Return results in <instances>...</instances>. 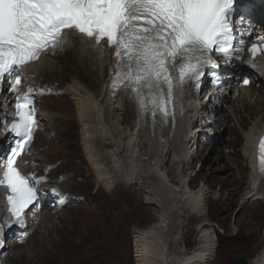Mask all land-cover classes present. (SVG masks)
Listing matches in <instances>:
<instances>
[{"label": "bare ground", "instance_id": "bare-ground-1", "mask_svg": "<svg viewBox=\"0 0 264 264\" xmlns=\"http://www.w3.org/2000/svg\"><path fill=\"white\" fill-rule=\"evenodd\" d=\"M257 36L263 37L264 31H259ZM257 47L258 51L255 57L251 55L250 46L248 45L243 57L239 60H236L238 58L237 53H231L228 57L229 59L221 61L226 62L224 65L220 63L209 65V63H206L200 68V80L204 83L207 81V77L211 76V67L217 68L215 73L219 77L224 78L225 83L222 87L213 86L208 89L209 93L206 97L208 102H205V99L201 103L202 113L204 114V116H201L203 121L197 125V129L201 131L203 129L202 124H207L209 121H211V124L208 127H211L212 123L217 122V111L221 108L219 104H223L224 101H229L230 103V120L236 118L237 122L244 123V119L241 117L242 112L251 117L250 124L240 134L242 138L240 151L242 159L236 156L234 159L230 157L229 160H223L224 166L220 169L224 171L230 166H234L241 170L240 180H237L238 178L236 177L229 182L230 186L239 183L236 186V190L231 188V195L233 196L230 199L231 202H229L231 205L236 202L234 196L240 192L241 185H244V171L248 166L251 168V173L248 176L250 177L251 175V177L250 181L246 182L248 186L247 192L243 193L245 195L243 203L251 202V200L255 199L264 200V176L256 173L254 168L256 164L255 142L261 135L262 130L264 131V45L263 47ZM74 52L76 54H72ZM52 57L57 59L55 60L54 58L51 62ZM66 58L67 60L65 61L64 59ZM60 59L66 62V69H64L65 72L63 73L56 71L57 67L54 68V63H57ZM48 60H50L49 63L46 62ZM234 63L242 64L246 69L234 68ZM115 66V48L109 47L106 40L97 44L94 39L87 38L73 30H68L65 32L60 45L54 49H48L43 52L39 59L19 68L20 71H16L21 74L22 79L13 93H5L6 84L9 83V78L11 81L12 75L6 77V80L0 86V115H5L4 121L7 123V120L13 115L11 112L15 103V95L22 92L34 93V89H30L29 85L40 87L43 81H47V84H52L53 88L57 89L60 87L58 86L60 82L57 83L58 87H56L54 85L55 81H59L61 78V82H63L68 76H71L72 80L68 83L66 91L70 95L77 113L76 122L81 134L80 145L85 158L90 164L91 174L94 176L92 181L84 179L83 183H86L87 187L93 184L98 188L99 185H102L107 191L116 187L119 191L122 188L140 190L144 193L143 195L147 202V205L143 207L145 213H149L150 219H154L155 215L157 216L158 214V218L156 217L155 221L133 231L135 264H212L217 252L212 237L214 231H211L212 229L208 224L198 223L199 237L192 248L189 245L190 243H187L188 233H190L187 225L191 220L206 214V206L209 205L212 199L210 190L206 185L192 189V191L191 189L187 190L185 189L186 184H183L186 181L181 180L178 174L180 170H188V165L191 164L189 162L188 149L195 142V137L198 136H195L191 140L192 142L186 143L185 146L182 143V137L180 138L182 114L187 115L185 110H191L186 109L185 99L187 93L189 96L193 95L189 93V83L194 75L186 77L183 83L179 80V88L173 87L171 102L166 105L167 120H162L160 117L152 118L149 116L151 113H149L146 103L142 111L140 104L137 103V94H134L130 88L123 86L118 89L113 88L114 72H112V69L115 71ZM46 69L48 71L52 70L51 74L47 75L55 77L49 83L47 79L43 80L41 78L42 72L46 71ZM243 72H249L250 78L253 79L248 85L238 84L237 74ZM171 75L176 77V80L178 79L179 74L177 71H172ZM257 81L261 82V84H256L257 86L261 85L259 88L254 86ZM164 87L166 91L167 86ZM234 88H236L235 96H231V93L235 91ZM193 106L197 107L196 103ZM33 108L35 109V105H33ZM37 115H40L38 111ZM208 118L210 119L209 121ZM12 119L15 120L14 117ZM138 120L141 121V124L136 129ZM38 123L36 128L34 126L35 132L38 129ZM127 123L131 125L130 128L125 125ZM4 127L5 125L0 123V157L7 150L5 146L10 144V142L7 143L9 134L6 133ZM204 134L208 137L206 133ZM34 137L35 134L26 143L22 155L17 159L29 175L31 182L34 181V178H40L35 167L41 170L40 166L36 164L38 156L41 155L37 154L31 158L28 157ZM13 146L11 143V149ZM209 158L212 163L217 159ZM219 158L224 159L222 156H219ZM167 167L168 170H166ZM0 168L3 169V167ZM80 170L75 171V174L82 175L83 172ZM217 170L219 169L215 168V171ZM211 172L213 171L210 170L209 173ZM210 178L214 180L215 176H210ZM172 181L176 184H172ZM85 189L84 187L82 189L83 196ZM112 193L114 194L115 191H112ZM62 197L63 201H65L64 196ZM87 197L91 196L87 194ZM45 198L46 196L40 195V205L35 203L34 207H30L28 215L22 219L24 221L18 223L17 227L22 232L18 233L19 242H16L18 240L16 237L15 246L19 245L23 232L30 233L33 231L35 222L45 215V210L43 211L46 208L44 207L45 203H41ZM252 208H262V206L257 205ZM46 210V214H48L47 222L52 220L53 223L50 224L49 230L45 233L46 239L44 238L42 247H37L36 249L34 245L29 252H19L17 256L19 259L16 257L10 258L9 263L15 264L20 260L21 262L27 261L26 263L29 264L35 260L34 255H38V253H40V256L43 255L45 259L55 254L53 250L59 248L62 238L59 237L60 231L53 224L61 223V220L58 222L57 215L52 214L51 209L48 208ZM230 210L231 208L229 207L228 212ZM51 215L56 219L50 218ZM261 215L264 218V214L256 211L244 212L239 215L241 228L248 230L247 235L241 234V236L256 237L253 245L255 249L258 245L264 246V234L258 235L261 232V224L255 220ZM7 216L5 208L0 205V223H6L9 220V216ZM42 221L44 223L45 219L42 218ZM99 231L90 232L93 238L91 241V246L94 249L93 255L100 252L98 247L100 244L99 238H102L100 241L104 244V236L110 234V232H104L98 237ZM52 234H54L55 238L52 237ZM111 234L114 235L113 233ZM4 250L5 248L0 249V261L5 256ZM112 251L114 249L101 251L100 255L92 259L93 264H105L110 252V255L114 257ZM102 253L105 255L103 256ZM263 253L264 251L261 252V255L259 253L261 258ZM37 255L35 258L38 257ZM252 257L246 259L247 261L243 260H245L246 264H264L261 258L259 261L257 254Z\"/></svg>", "mask_w": 264, "mask_h": 264}, {"label": "rangeland", "instance_id": "rangeland-1", "mask_svg": "<svg viewBox=\"0 0 264 264\" xmlns=\"http://www.w3.org/2000/svg\"><path fill=\"white\" fill-rule=\"evenodd\" d=\"M72 54L76 53L74 52ZM54 58L52 57L51 62ZM64 60L66 61L67 58ZM65 61L60 59L57 63H54V68L57 67L56 71L65 72ZM46 62L49 63L50 60ZM235 64H233L235 66L234 68L240 70L246 69L242 64ZM51 71L46 69V71L42 72L41 78L43 80L47 79L48 83L55 78L47 75ZM237 79L239 80L240 76ZM71 80L72 77L68 76L63 82H61V78L59 81H55L54 85L56 87L60 86L57 89H54L52 84H50L51 86L47 84V81H43L40 87L29 85L30 89H34V100L38 109L37 111L40 114L38 129H36L35 137L28 154L30 158L37 154L41 155L36 160V164L40 166L41 170L34 165L40 178H34L33 180L37 181L38 185L43 187L46 184L55 185L60 193L55 195L54 198L59 197V199H63L62 196H64L65 201L56 206L52 204L54 202L53 200L49 202L45 206L46 208L43 209V211L45 210V215L42 211L44 216L41 219H45L44 223L43 221L41 222V219L37 220L34 224L35 228L33 231L23 237L17 246H15L14 242L18 233L22 232V230L16 227V236H13L14 238L12 239L14 240L10 244L11 246L9 245L5 248V256L0 261V264H11L9 263L10 258L16 257L19 259L17 257L19 252H29L34 245L36 249L37 247H42L43 240L46 239L45 233L49 230L50 224L53 223L52 220L47 222L48 214H46V209L48 208L52 210V214L57 215L58 222L61 220V223H57L58 225L53 224V226H56L55 228L60 231L59 237L62 238V243H60L61 245L58 249L53 250V252L55 251L54 255L52 254V256L45 259L43 255L40 256V253H38V255L36 254L38 257L35 258L36 255H34L35 260L29 264H93L92 259L100 255L101 251L112 249H114L112 251L114 257L110 255V252L105 264H135L133 231L137 228L147 226L149 223L155 221L156 217L158 218L157 214L154 219H150L149 213H145L143 207L147 205V202L144 198V193L140 190L122 188L119 191L116 187L113 190L107 191L102 185H99L98 188L93 184L87 187L88 185L83 183L84 179H90L89 181H92L94 176L91 174L90 164L85 158V154L80 145L81 134L76 122L77 113L74 109L72 99L66 91V87ZM58 82L60 84L57 86ZM254 84L257 88L261 86H257V83ZM235 93L236 90L234 93H231V96H235ZM205 102H208V99ZM219 105H221V108L217 111V122L212 123L213 126L208 127L211 124L208 118L209 122L204 125L202 124L203 129L201 131L199 129L200 133L197 134L198 136L196 135L195 142L188 149L189 162L191 164L188 165V170H180L178 173L180 175L179 178L186 181L183 182V184H186L185 189H191L192 191V189L206 185L210 190L212 198L209 205L206 206V214L191 220L187 225V229L190 232L188 233L187 243H190L191 248L193 247V244L199 237V225L197 224L206 223L211 227V231H214L212 237L214 239L217 256H214L212 264H225L229 260L238 257L246 260L252 256L254 257L255 254H257V258L260 261V255L264 251V246L258 245L255 249L253 245L256 237L248 238L241 236V234H248V230L241 228L239 223V215L244 212L256 211L264 214L263 199L244 202L245 205L243 203L245 198L243 193L247 192L248 183L246 182L250 181L251 175L250 177L248 175L251 173V168L247 165L248 167L244 171V185H241L242 190L240 189V192L234 196L236 202L232 205L229 204L231 202L230 199L233 198L231 188L236 190V186L239 183L230 186L229 182L232 178L236 177L238 178L237 180H240L241 170L234 166H230V168L224 171L220 170L224 166L223 160H229L230 157L234 159L236 156L242 159L240 154L242 138L240 134L250 124L251 117L242 112L241 117L244 119V123L237 122L235 117L234 120H230L229 110L231 109L229 108V101H224L223 104ZM202 121L203 119L198 120L196 126ZM125 125L129 128L131 127L129 123ZM204 133L206 135L208 134L210 139H207L208 137L205 138ZM219 156L224 157V159L219 158ZM209 157L217 159L212 163ZM215 168L219 170L215 171ZM77 170L83 172L82 175L84 177L80 174H75ZM166 170H168V167ZM210 170L213 172L209 173ZM210 176H215V179L212 180ZM172 184L176 183L172 181ZM41 186L38 187L40 191L42 190ZM83 187L86 188L84 196L82 194ZM112 191H115V193L113 194ZM87 194L91 197H87ZM257 205L262 206V208H252ZM229 207L231 210L228 212ZM51 217L54 218L52 215ZM262 217L261 215L255 219L257 223L261 224V232L258 235L264 234V218ZM96 231H99L98 237L104 234V232H110V234L104 236V244L100 241L102 238H99L100 244L98 247L100 252L98 251L99 253L93 255L94 249L91 246L93 238L90 232ZM53 235L52 237L55 238ZM11 237L12 235L9 237L5 236L7 239ZM102 255L104 256L105 254L102 253ZM26 262L19 260L15 264H27Z\"/></svg>", "mask_w": 264, "mask_h": 264}, {"label": "snow or ice", "instance_id": "snow-or-ice-1", "mask_svg": "<svg viewBox=\"0 0 264 264\" xmlns=\"http://www.w3.org/2000/svg\"><path fill=\"white\" fill-rule=\"evenodd\" d=\"M233 13L234 0H0V82L60 45L65 30H74L97 44L106 39L115 48L114 89L129 87L142 111L149 100L153 109L166 115L172 99V71L179 72L183 83L197 75L203 64L212 63L210 52L229 55ZM249 51L255 55L257 45ZM21 79L16 76L12 91ZM249 82L243 79L244 85ZM31 103L28 95L17 99L16 119L10 126L18 138L17 148L6 166L0 160L4 169L0 186L9 190L6 200L15 223L37 201L30 178L15 166L36 122ZM258 149V169L264 176V138Z\"/></svg>", "mask_w": 264, "mask_h": 264}, {"label": "clouds", "instance_id": "clouds-1", "mask_svg": "<svg viewBox=\"0 0 264 264\" xmlns=\"http://www.w3.org/2000/svg\"><path fill=\"white\" fill-rule=\"evenodd\" d=\"M10 138V137H9ZM11 139V138H10ZM7 150H5V152H6ZM9 153V152H8ZM2 157V156H1ZM0 157V158H1ZM32 185L33 186H36V188L38 189V187L39 186H41V185H38V182L37 181H33V183H32ZM47 186H53V184H46V186H41V188H43L42 190H46L45 188L47 187ZM5 192H6V190L5 189H3L1 186H0V205L3 207V208H5V210H6V213H7V215L9 216V220L6 222V223H0V240H1V243H0V249H4V248H6V247H8L11 243H12V241L14 240V239H12V238H14L13 236H16V227L18 226V223H15L14 222V220H15V218L12 216V214H11V211L9 210V207H8V202H7V200H6V196H5ZM45 207V206H44ZM30 210V209H29ZM25 215H28V213H25ZM7 216V217H8ZM22 219L23 218H21V221H22ZM11 225V226H10ZM14 234V235H13ZM12 235V237L11 238H9V239H5V236H7V237H9V236H11ZM10 239H12V240H10ZM8 241V242H7ZM16 242H19V240H16ZM4 247V248H3Z\"/></svg>", "mask_w": 264, "mask_h": 264}, {"label": "water", "instance_id": "water-1", "mask_svg": "<svg viewBox=\"0 0 264 264\" xmlns=\"http://www.w3.org/2000/svg\"><path fill=\"white\" fill-rule=\"evenodd\" d=\"M244 258L238 257V258H234L229 260L227 263L225 264H246L245 260H243Z\"/></svg>", "mask_w": 264, "mask_h": 264}]
</instances>
